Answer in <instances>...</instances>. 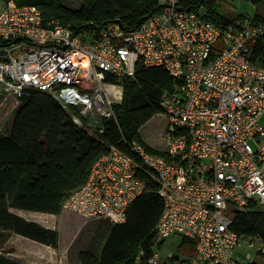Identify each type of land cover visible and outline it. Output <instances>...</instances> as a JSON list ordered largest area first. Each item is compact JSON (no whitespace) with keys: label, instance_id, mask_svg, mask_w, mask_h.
<instances>
[{"label":"built area","instance_id":"1","mask_svg":"<svg viewBox=\"0 0 264 264\" xmlns=\"http://www.w3.org/2000/svg\"><path fill=\"white\" fill-rule=\"evenodd\" d=\"M183 1L156 0L164 11L136 29L114 21L93 35L43 22L36 6L4 0L0 95L42 91L76 126L101 132L99 117L116 122L121 80L136 66L163 68L173 81L155 114L165 120V150L150 153L136 141L131 155L110 147L62 210L123 223L152 181L161 200L155 238L192 242L194 254L176 264H238L233 251L242 237L233 218L251 204L264 208V61L253 62L250 50L264 27L245 22L221 30L202 10H184ZM155 248L148 264L173 263L172 255L159 263Z\"/></svg>","mask_w":264,"mask_h":264},{"label":"trees","instance_id":"2","mask_svg":"<svg viewBox=\"0 0 264 264\" xmlns=\"http://www.w3.org/2000/svg\"><path fill=\"white\" fill-rule=\"evenodd\" d=\"M14 1L18 6H36L43 22L57 20L77 34L96 35L114 21L125 31H132L164 11L156 0H78L77 9H70L58 0ZM242 1L258 10L248 22L264 27V0ZM220 2L185 0L182 8L202 9L204 17L223 30L235 22L218 14ZM4 45L0 41V47ZM250 50L253 62L264 61V34L250 44ZM120 83L123 96L115 106L116 122L102 119L101 132L76 126L59 104L42 91L27 89L17 99L19 105L11 121L0 132V230L56 249L55 230L10 210L60 215L63 200L85 182L94 161L110 147L131 155L129 145L136 141L147 152L160 153L145 144L139 129L159 111L163 94L171 91V77L160 67L136 66L134 76ZM146 183L148 189L129 206L125 221L117 224L110 220L99 252H81L80 264H148L152 247H160L163 241L156 242L154 232L161 200L154 182ZM261 217L264 219V213L251 204L248 211L235 214L232 230L239 235H256ZM259 234L264 242V234ZM184 244L192 247V242L182 239ZM140 251L144 255L137 260ZM172 260L176 264L177 257L172 255ZM0 264L25 263L0 253Z\"/></svg>","mask_w":264,"mask_h":264},{"label":"rangeland","instance_id":"3","mask_svg":"<svg viewBox=\"0 0 264 264\" xmlns=\"http://www.w3.org/2000/svg\"><path fill=\"white\" fill-rule=\"evenodd\" d=\"M58 1L70 9H77L79 6L78 0ZM4 6V0H0V9H3ZM256 8L244 3L242 0H221L218 5V14L229 21L243 25L258 12ZM239 16H242V20L239 19ZM18 105V100L12 95L6 93L0 95V132L7 127ZM99 120L102 122L101 117H99ZM261 124L264 125V118ZM163 125L164 119L154 116L139 129V135L145 144L158 152H163L166 146V134ZM259 211L264 213V208L260 207ZM10 212L26 220L35 221L39 225L58 233V247L56 249L52 248V251L37 253L36 249L27 246V242H35L12 232L0 230V248L7 249L10 247L5 243L9 241L8 236L11 234L12 241L18 245L19 251L27 253L19 254L20 257L25 261H29L27 256L30 255V258H34L30 262L35 260L36 264H80L78 256L81 252H99L108 225L111 223L106 218H84L63 210L57 216L14 209H11ZM257 231L264 234V219L262 217L257 224ZM259 233L253 236L240 234L242 238H240L233 251V257L238 264H264V254L258 252ZM182 239L180 235H173L165 239L160 247L156 245L155 252L159 255V263H163L170 255L177 257L178 260H185L187 255H190L191 248L186 244L182 245ZM158 241L160 240L156 239V242ZM250 242H252L253 247H250ZM39 246L42 248L40 244ZM34 252L36 254H33ZM6 255L8 256V254Z\"/></svg>","mask_w":264,"mask_h":264},{"label":"crops","instance_id":"4","mask_svg":"<svg viewBox=\"0 0 264 264\" xmlns=\"http://www.w3.org/2000/svg\"><path fill=\"white\" fill-rule=\"evenodd\" d=\"M153 118V117H152ZM163 127H164V129H165V120H164V125H163ZM151 148V147H150ZM33 222H35V221H33ZM36 223V222H35ZM16 237H18V236H16ZM21 237V236H20ZM8 239H9V241H7L6 243H5V245H9L10 247L9 248H7V249H3V248H0V253H2V254H8V256L9 257H11V258H13V259H15V260H17V261H20V262H23V263H25V264H36L34 261L33 262H30V261H32L34 258H30V255H28L27 256V259L29 260V261H25V260H23V258H21L20 257V255L19 254H27V253H25L24 251H19V247H18V245L16 244V243H14L13 241H12V237H11V234L8 236ZM32 241V240H31ZM33 242H35V241H33ZM25 243V242H24ZM28 243V245L27 246H29V247H31V248H34V249H36L37 250V253L38 252H40V253H42L43 251H52L53 249L51 248V247H49V246H45V245H42V244H40V243H37V242H35V243H37V244H35V243H30V242H27ZM39 244L42 246V248L39 246ZM35 245H37V246H35ZM191 249H190V252H189V254H194V249H193V246L192 247H190ZM44 249V250H43ZM48 253V252H47ZM33 254H36V252H34Z\"/></svg>","mask_w":264,"mask_h":264},{"label":"bare ground","instance_id":"5","mask_svg":"<svg viewBox=\"0 0 264 264\" xmlns=\"http://www.w3.org/2000/svg\"><path fill=\"white\" fill-rule=\"evenodd\" d=\"M82 65H83V66L85 65V61H84V60H82Z\"/></svg>","mask_w":264,"mask_h":264}]
</instances>
